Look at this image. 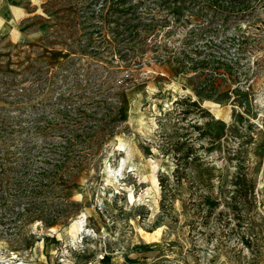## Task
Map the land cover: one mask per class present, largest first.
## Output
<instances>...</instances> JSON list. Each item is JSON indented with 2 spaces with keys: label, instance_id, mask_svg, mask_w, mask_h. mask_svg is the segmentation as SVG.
Instances as JSON below:
<instances>
[{
  "label": "rangeland",
  "instance_id": "rangeland-1",
  "mask_svg": "<svg viewBox=\"0 0 264 264\" xmlns=\"http://www.w3.org/2000/svg\"><path fill=\"white\" fill-rule=\"evenodd\" d=\"M101 3L0 0V264H264V7L242 26L243 52L226 46L238 58L232 77L204 99L194 73L175 63L195 22L158 23L140 34L145 43L124 42ZM5 10L15 21L2 19ZM145 12L158 17L151 0ZM232 35L187 40L228 45ZM185 97L227 125L241 116L256 127L255 208L241 226L224 206L206 208V195L220 200L217 185L205 192L168 176L170 129L161 125ZM55 160L64 161L57 183L36 199L16 197L25 167Z\"/></svg>",
  "mask_w": 264,
  "mask_h": 264
},
{
  "label": "trees",
  "instance_id": "trees-1",
  "mask_svg": "<svg viewBox=\"0 0 264 264\" xmlns=\"http://www.w3.org/2000/svg\"><path fill=\"white\" fill-rule=\"evenodd\" d=\"M144 1L102 0L105 18L110 20L109 25L116 26V30L122 34L127 33L126 37L120 36L122 41H134L142 32H149L158 23L161 27H169L170 21L175 24L195 22V26L187 29V38L209 34L229 35L233 32L228 45L209 40L205 46H200L198 42L194 45L186 38L181 48L178 47L175 51L179 54L175 63L180 69L194 73L191 77L193 92L196 97L204 99H211L222 86L220 81L228 80V75L232 77L238 58L230 57L226 46L235 48L237 55L243 52L246 31L242 26L260 21L259 12L264 7V0H151L158 11L155 14L158 17L145 12V19L142 17ZM145 40L142 36L139 37L140 43H145ZM189 44L192 46H188ZM187 47L188 51L185 50ZM196 112L198 116H192ZM163 120L165 124L161 127L168 124L170 129L163 153L170 156L174 163L169 178L175 184L185 181L189 185H200L205 192L213 191L214 184L217 185L220 200L210 199L206 195V208L211 211L224 206L231 212L236 225L241 226L249 210L255 208V180L249 155L253 150L255 136L258 135L256 127L241 116L236 125H227L215 119L207 109L190 97L174 101L172 109L164 114ZM64 152L66 155L67 150ZM54 162L48 170L35 173L25 167L26 180L18 185L16 197L25 198L28 193L36 199L39 191H47L52 184L57 183L56 176L63 168L64 161ZM175 189L162 185L164 197L173 198ZM247 231L248 236L242 237V240L250 247V239L255 234L253 230Z\"/></svg>",
  "mask_w": 264,
  "mask_h": 264
},
{
  "label": "crops",
  "instance_id": "crops-1",
  "mask_svg": "<svg viewBox=\"0 0 264 264\" xmlns=\"http://www.w3.org/2000/svg\"><path fill=\"white\" fill-rule=\"evenodd\" d=\"M5 6L6 7H9V8H12V6L11 5H7L6 3H5ZM14 16H16L12 11H8V14H7V16H6V10L4 11V17L2 18V19H5L6 20V22L7 21H15V18H14Z\"/></svg>",
  "mask_w": 264,
  "mask_h": 264
}]
</instances>
